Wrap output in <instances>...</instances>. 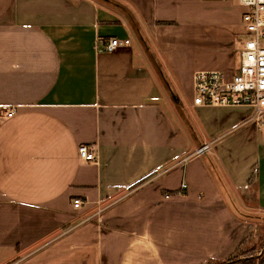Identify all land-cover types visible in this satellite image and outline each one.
<instances>
[{"label": "crops", "instance_id": "obj_1", "mask_svg": "<svg viewBox=\"0 0 264 264\" xmlns=\"http://www.w3.org/2000/svg\"><path fill=\"white\" fill-rule=\"evenodd\" d=\"M172 1L161 13L162 0H0V264L264 253L249 255L264 221V116L179 96L184 40L203 59L191 91L194 72L238 65L243 10L180 20ZM108 38L124 46L101 51Z\"/></svg>", "mask_w": 264, "mask_h": 264}, {"label": "built area", "instance_id": "obj_2", "mask_svg": "<svg viewBox=\"0 0 264 264\" xmlns=\"http://www.w3.org/2000/svg\"><path fill=\"white\" fill-rule=\"evenodd\" d=\"M243 10L241 25L243 39L237 51L238 65L232 72L222 70H198L192 75L191 104L196 107H249L251 119L264 116V0H237ZM116 38L105 40L101 51L113 52L123 47ZM12 112L7 113L11 116ZM207 146L196 151L203 154ZM84 162H95L96 157L84 145L77 149ZM186 186L181 184L180 189ZM81 200H73L79 208Z\"/></svg>", "mask_w": 264, "mask_h": 264}, {"label": "rangeland", "instance_id": "obj_3", "mask_svg": "<svg viewBox=\"0 0 264 264\" xmlns=\"http://www.w3.org/2000/svg\"><path fill=\"white\" fill-rule=\"evenodd\" d=\"M171 1V0H170ZM180 1V3H177L176 5V0L171 2V9H176L179 11L178 15L173 12V14H176L177 18L180 20H186L187 19V13L189 10L195 12L196 10L199 12V18L202 16V18H204L205 20L208 19H212L214 18V16L217 14V10L220 13H226L229 12V14L235 18L236 14L238 12L237 8V0H202L204 3H211V4H215L216 7H214L213 5H209V6H200V0H178V2ZM163 2V8H161V13H166L165 11V5L167 4V0H162ZM168 11V10H167ZM197 15V14H196ZM193 17V16H191ZM171 25V23H168ZM243 39V38H242ZM241 39V40H242ZM183 41V40H182ZM184 49L187 53V59H186V64L185 67L183 68V75L186 77L182 84L180 85V99L185 103L188 102L189 100H191V96H192V92L190 91L188 82H187V75L188 73H190L191 71H194V69L196 70L199 69L200 67H202V63H203V59L200 57L195 56V58L192 56L193 54L190 53L191 49H193V45L191 42H189V40H184ZM190 50V51H189ZM200 58V59H199ZM225 71V70H223ZM195 153V152H194ZM193 154V151H187L186 157H189L190 155ZM262 225L258 224L257 226V234L255 238H252L249 242L250 245H252L253 243V248L254 251H259L260 249L264 248V221L261 222ZM257 239V241H256ZM256 241V242H255ZM246 247L242 248L241 251H239L236 256L232 257L229 261L221 263V264H264V261H255V262H249L245 261L242 257V252L243 249H245ZM251 248V247H250ZM246 251V250H245ZM244 253V252H243ZM208 264H218V263H214V262H209Z\"/></svg>", "mask_w": 264, "mask_h": 264}, {"label": "trees", "instance_id": "obj_4", "mask_svg": "<svg viewBox=\"0 0 264 264\" xmlns=\"http://www.w3.org/2000/svg\"><path fill=\"white\" fill-rule=\"evenodd\" d=\"M250 254L249 255H252L254 253V248L250 250L249 252ZM230 260V259H229ZM228 260V261H229ZM245 261H248L247 263L249 262H255V261H264V253L262 254V256H260L259 258H247L245 259ZM224 263V262H223ZM218 264H221V263H218Z\"/></svg>", "mask_w": 264, "mask_h": 264}, {"label": "bare ground", "instance_id": "obj_5", "mask_svg": "<svg viewBox=\"0 0 264 264\" xmlns=\"http://www.w3.org/2000/svg\"><path fill=\"white\" fill-rule=\"evenodd\" d=\"M166 197V196H165Z\"/></svg>", "mask_w": 264, "mask_h": 264}]
</instances>
